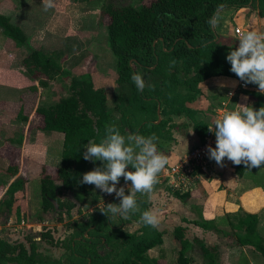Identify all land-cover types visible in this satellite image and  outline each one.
I'll use <instances>...</instances> for the list:
<instances>
[{
	"label": "trees",
	"instance_id": "obj_1",
	"mask_svg": "<svg viewBox=\"0 0 264 264\" xmlns=\"http://www.w3.org/2000/svg\"><path fill=\"white\" fill-rule=\"evenodd\" d=\"M253 5L259 14L264 15V0H151L136 7L113 5L102 0L100 15L107 17L106 44L115 57L117 89L111 108L106 106L103 87L94 86L88 72L71 75L62 70L59 55L29 48L23 30L0 14V32L15 45L27 47L22 65L35 76L39 85H46V80L57 75L68 77L66 96L35 108L41 117V129L62 135L60 165L48 171L41 168L39 172L38 196L42 216L37 214L36 220L62 221L75 202L92 207L84 220L65 223L68 231L66 257L39 254L36 236L38 240L53 241L47 230H39L34 236H24V241H7L0 236V264H159L157 259L147 255V251L161 244L163 231L142 222V213L148 211L145 198L137 193L138 210L127 218L114 216L116 223L113 224V220L95 206L99 189L79 183L83 173L102 166L101 161L83 158L84 146L89 141L99 143L105 135V128L115 126L122 135L147 137L154 134L156 147L166 148L174 142V128L187 126L186 122L175 124L172 116L188 118L191 130L202 141L208 125L196 120L193 116L196 110L187 105L199 92L198 85L214 76L239 79L230 71L231 65L226 59L229 51L225 54L218 46L217 34L208 21L223 8ZM134 72L141 73L142 77L153 73L158 76L148 81L144 77L146 87L141 92L131 79ZM243 93L248 105L255 109L264 106V94L257 90H244ZM157 107L160 119L155 122ZM232 167L235 175L243 174V164H233ZM17 168V162L11 160L6 168L7 175L13 177ZM123 182L125 180L121 177L119 183ZM24 183V178L15 176L1 195L0 224H5L9 218L19 221L21 210L20 206L14 205V195L24 189ZM168 191L181 201L188 196V190L179 193L168 188ZM67 193H71L70 197ZM47 214L52 215L47 218ZM234 220L230 228L235 231L237 243L252 245L264 256V242L254 240L257 217L241 214ZM129 221L137 222L138 227L131 231L123 229L121 225ZM184 221L203 230L221 233L213 219ZM183 231L184 227L180 225L172 229V235L179 243L175 264H191L189 252L193 245L198 248L202 264H213L216 256L211 249L199 238L188 240ZM101 247L106 251L102 252Z\"/></svg>",
	"mask_w": 264,
	"mask_h": 264
},
{
	"label": "crops",
	"instance_id": "obj_2",
	"mask_svg": "<svg viewBox=\"0 0 264 264\" xmlns=\"http://www.w3.org/2000/svg\"><path fill=\"white\" fill-rule=\"evenodd\" d=\"M100 3V0H53L54 7L45 10L43 0H0V14L7 16L12 24L23 30L28 39L29 48H38L45 53H56L59 55L61 69L71 75H78L88 72L81 70L84 63L82 60L85 57L83 46L91 44L96 47L95 40H101L96 34L97 27H101L99 22L96 23ZM234 10H236L234 7L221 9L216 14L217 19L219 18L220 22L225 21V18ZM26 16L28 18L24 20ZM106 22L107 19L103 21V24ZM213 29L217 30V25ZM27 51V47L15 45L12 40L0 32V197L11 180L17 175L21 176L25 179L24 189L17 191L14 195L16 197L14 205L20 207L23 205L20 204L19 198L25 197L24 193L29 184L37 182L38 185L40 169L45 168L48 171L60 165L62 135L55 131L42 130L41 117L35 112V108L55 101L52 98L56 94V82L59 83L60 79L67 77L57 75L46 80V85H39L35 76L29 74L22 65V59ZM61 56H64L62 60ZM97 77L95 76L96 80L98 79L95 82L98 86L105 85L104 73L102 75L100 72ZM206 81L211 86V90L223 91L227 99L226 103L222 104L223 107L218 109L215 119L226 111L227 103L232 102L233 110H237L240 107L239 104H247V99L242 101L246 96L243 90L258 91V85L254 83H248L246 86L245 82L240 79L225 76L210 77ZM240 82L244 83V88L237 86ZM187 105L194 108L189 103ZM197 113H199L198 110L193 115L194 118ZM199 114V119L196 117V120L202 118ZM21 116H26V118L22 119ZM182 119L183 117H180L178 121L182 122ZM172 121L178 124L173 116ZM181 130V135L176 134L175 130L172 131L174 138L172 144L166 148H157L158 152L169 158L168 165L178 162L186 152L201 142L191 127L189 129L181 127ZM206 133L215 147L214 132L207 129ZM123 135L127 137L128 134ZM11 160L17 162L18 165L13 177L6 173ZM232 166L233 163L227 159L223 167L212 160L205 172L199 173L198 178L191 184L186 199L184 201L179 199L181 204L178 209V225L184 228L192 225L197 229L194 235L199 239L203 232L208 235L211 233L225 236L221 239L225 241L223 244L218 240L206 244L216 256L213 264H264V256L252 245L235 244L232 238V241L227 239L228 235H233L235 238V231L230 228V223L235 222L237 215L253 214L257 217L254 240L257 238L264 242V170L260 171L256 177H252L249 172L237 176ZM128 184L130 181L118 185L128 186ZM164 185L168 186L166 183L158 182L153 190L161 187L167 189L166 191L168 188L175 190L169 186L165 188ZM93 188L95 189V186ZM145 200L147 201L146 198ZM147 203L149 211L150 202ZM200 218L213 219L221 233L203 230L184 221ZM162 219L164 220L165 217ZM11 221L12 218H9L5 224H0V226L9 225ZM126 223L136 224L134 229L139 225L135 221ZM226 227L230 228L229 233L225 232ZM156 228L163 231V226L159 225Z\"/></svg>",
	"mask_w": 264,
	"mask_h": 264
},
{
	"label": "clouds",
	"instance_id": "obj_3",
	"mask_svg": "<svg viewBox=\"0 0 264 264\" xmlns=\"http://www.w3.org/2000/svg\"><path fill=\"white\" fill-rule=\"evenodd\" d=\"M43 4L45 10L54 7L53 0H43ZM208 23L215 28L217 16L213 15ZM238 41V47L226 57L231 65L230 71L245 84L258 85L259 93L264 94V33L248 30ZM131 79L137 90L142 92L146 87L142 75L134 72ZM239 106L237 110L225 111L208 127L216 137L215 147L207 146L209 159L220 167L227 159L237 166L260 168L264 166V106L259 109L248 104ZM155 141L154 134L147 137L129 134L125 137L115 126H108L99 143L89 141L84 146L83 158L101 161L102 166L83 173L79 183L94 185L100 191L109 195L114 193L119 198V203L99 207L110 220L114 216L127 218L135 213L138 210L136 194L151 192L158 183L159 174L169 164V158L158 152ZM121 177L126 183L131 182L128 194L124 186L117 187ZM141 220L153 228L160 223L152 211H144Z\"/></svg>",
	"mask_w": 264,
	"mask_h": 264
},
{
	"label": "rangeland",
	"instance_id": "obj_4",
	"mask_svg": "<svg viewBox=\"0 0 264 264\" xmlns=\"http://www.w3.org/2000/svg\"><path fill=\"white\" fill-rule=\"evenodd\" d=\"M105 1L110 2L113 5L120 6V5L130 4L136 7V6H141L143 4H147L151 0H105ZM100 2L102 3V0H100ZM32 4L34 5L35 2L33 1ZM92 4L93 3H91V5ZM255 6L254 5L243 6L241 9L236 8V10L231 11V13L225 18L226 19L225 21L221 19L222 23L220 22L219 18L217 19V24H216L217 30L214 29V31L217 34V38H216L217 44L222 50H224V53L228 51L230 52L234 48L238 47L239 44L238 38L242 36L246 31L257 30L259 32L264 33V15L259 14ZM27 18L28 17L26 16L24 20H26ZM106 19H107L106 16L100 15V8H99L98 18L96 23L99 22L101 24V27L99 26L97 27L96 34H98V37L101 38V40H97V39L95 40L97 44L96 47L92 46L91 44H86L83 46L85 48L83 49L85 57L82 60V62L84 63L81 70L83 71L86 70L90 74L92 73L91 77L94 86L104 87V90L106 92V106L108 108H111L113 104L114 90L116 91L117 85L115 84V76H116L115 57L111 54L106 44V30H105V24H103V21L105 22ZM235 27L239 28L242 32L239 34L234 33ZM63 57L64 56H61V60L63 59ZM73 72L75 71L73 70ZM100 72L102 75L104 73V75L106 76L104 77L105 85L102 84L101 86H98V83H96L95 80L96 78H98L97 75ZM143 76L145 77V80L148 81L149 79H155V76L158 75L153 73L148 75L146 74ZM66 82L68 83L67 77H65L64 79H60L59 83L56 82L57 85L56 94H54L52 99L57 100L58 98L64 97L68 94ZM207 82L208 81L204 80L198 85L199 92L196 94L195 99L191 101L189 104H191V106H194V109L198 110V112L201 113V114L199 113L196 114L197 117V118L195 117L196 119H199L198 116L199 114L200 117H202L200 120L212 126L215 120V116L218 114L217 112L218 109L223 107L222 104L223 103L225 104L227 99L223 91L221 90L217 91L215 89L211 90L210 89L211 86L208 85ZM245 85L247 86V84ZM237 86L239 88L241 87L239 83L237 84ZM240 90L242 91V89ZM251 90L253 89H250V91ZM245 97L242 99V101L246 100ZM231 103L232 102L227 103V105L225 106L226 111L233 110V105ZM195 107H198L199 109ZM180 117H183L182 122H186L187 124V127H183V128L189 129L191 125V121L188 120V118H186L185 116H180ZM180 117L173 116V119L177 122L178 118ZM182 122L178 121V124H181ZM174 130L177 131L176 134L181 135L182 133L181 127L177 126V128H174ZM263 170H264V166L260 168H251V169L245 167L243 174L245 172H249L252 177H256L258 173H260V171L262 172ZM158 182L168 184L167 178H164L161 175L158 176ZM86 186L88 185L86 184ZM129 186L130 184H128V186L124 185L125 192H128ZM164 186L165 188H167L169 185L168 186L164 185ZM117 187L119 188L120 185H117ZM171 189H173V187ZM166 190L163 187L158 189L155 188V190H152L151 192L139 193L138 196H140L141 198H143L142 196H144L147 199L146 202L148 201L150 202L149 211L154 212L158 216L160 221L159 225L163 226L161 244L149 249L147 251V255L151 258L157 259L159 264H175L176 250L179 248V243L173 237L172 229L175 225H178L177 216L179 214L178 209H180L181 203L179 199L174 198L169 193V191ZM98 193H99L98 194L99 199L95 206L102 207L104 206V204H108V203H119V198H117L114 193L109 195L100 190ZM24 194L25 197L23 196L19 198L20 204L23 205L22 207H20L21 213L19 214V220H21V222L20 221L14 222V220L12 219L9 225L7 224L4 226H0V236L6 239L7 241H12V240L24 241V236L26 235L34 236L35 233H37L39 230H43V231L47 230L49 234L52 236L53 241L50 243L49 241L38 240V236H36L35 237V241H37L36 251L39 254L48 255L55 258L63 257V256L66 257L68 255V250L65 248L66 241L68 238L67 237L68 231L65 228V223L69 221L71 222L73 220H82V219L84 220L86 215L92 210V207H85L83 206V204L75 202V205L70 210L69 214L63 215L62 221L43 220L42 222H38L36 220V215L41 213L39 207L37 182L30 183ZM67 195L70 197L71 193H67ZM181 206L183 207V205ZM51 215L52 214H47V216L46 215L45 216L48 218ZM40 216H42V214ZM163 217H165L164 220L162 219ZM111 220H113L111 221V223L113 224L116 223L114 217H112ZM135 225L136 224L133 223H124L121 226L125 230H133ZM229 230L230 228L229 229L227 228L225 229V232L229 233L230 232ZM194 232H197V229H195L192 225L186 226L183 231L184 236L188 240H191L193 237H195ZM204 233L205 232H203V234L201 235V239L202 241L204 240L203 241L204 244L212 243L213 240L216 241L218 240V242L220 241L221 244L225 243V241L223 242L221 240L222 238L225 237L223 236V234L216 235L209 233L210 235H208V233L207 234ZM231 238L233 241L235 240V244H238L233 235L232 236L228 235L227 239L231 240ZM226 241L229 242L228 240ZM100 250L103 252L106 251V248L101 247ZM189 253L191 257V264H202L203 259L200 256L197 247L193 245Z\"/></svg>",
	"mask_w": 264,
	"mask_h": 264
},
{
	"label": "built area",
	"instance_id": "obj_5",
	"mask_svg": "<svg viewBox=\"0 0 264 264\" xmlns=\"http://www.w3.org/2000/svg\"><path fill=\"white\" fill-rule=\"evenodd\" d=\"M242 31L235 27L234 33L239 34ZM241 87L244 83H239ZM212 145V141L204 135L203 140L194 148L186 152L178 162L168 165L160 173L164 178H167L168 185L178 192L189 190L191 184L198 178L200 172H205V169L211 164L207 153V146ZM159 175V176H160Z\"/></svg>",
	"mask_w": 264,
	"mask_h": 264
},
{
	"label": "water",
	"instance_id": "obj_6",
	"mask_svg": "<svg viewBox=\"0 0 264 264\" xmlns=\"http://www.w3.org/2000/svg\"><path fill=\"white\" fill-rule=\"evenodd\" d=\"M156 114H157V120L155 122H157L160 119V117H159V108L158 107L156 108Z\"/></svg>",
	"mask_w": 264,
	"mask_h": 264
}]
</instances>
